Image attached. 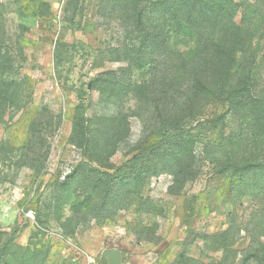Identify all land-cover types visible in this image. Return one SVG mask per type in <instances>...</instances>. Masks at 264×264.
<instances>
[{"label": "rangeland", "instance_id": "1", "mask_svg": "<svg viewBox=\"0 0 264 264\" xmlns=\"http://www.w3.org/2000/svg\"><path fill=\"white\" fill-rule=\"evenodd\" d=\"M0 10L15 69L0 76V264H108L106 249L124 264H264V0H219L205 66L173 61L176 74L156 26L143 31L126 0ZM183 11L195 34L173 51L200 39L201 11L193 0ZM170 73L180 80L165 109ZM234 88L240 112L225 100ZM163 119L181 129L157 149Z\"/></svg>", "mask_w": 264, "mask_h": 264}, {"label": "trees", "instance_id": "2", "mask_svg": "<svg viewBox=\"0 0 264 264\" xmlns=\"http://www.w3.org/2000/svg\"><path fill=\"white\" fill-rule=\"evenodd\" d=\"M127 8L132 6L136 10V17L140 22V25L143 27V31L146 28L155 30V26L160 32L158 36V40L161 42L164 50V65L166 68L173 67L174 63H179L180 65L185 66H205L206 58L208 57V48H205L207 43L206 33L204 31V26L207 24L208 19L212 16L209 13L211 9L219 2V0H193L195 6L201 11L199 14L201 15V24L200 28L197 29V37H199L198 44L195 48L188 49L186 51L181 50H171L169 48V43L172 39H180L182 38H193L194 34L191 26V18L193 17L190 12L183 11V8L189 4L192 0H126ZM211 16V17H210ZM2 18L1 10H0V19ZM129 19V18H127ZM212 19V18H211ZM230 29V37H236V31H241V28L232 25ZM142 32V31H141ZM161 38V40H160ZM234 45V41L231 40ZM205 48V49H204ZM3 53L0 49V76L5 75H13L15 73V69H10L9 65L5 61H3ZM174 61V63H173ZM145 66H141L138 69L142 70ZM233 69L231 65L228 67V74L230 70ZM159 72V71H158ZM176 74L175 71L172 70ZM171 74V73H170ZM240 75V74H239ZM177 78L174 74H171L170 79L167 76H163L161 78V83L159 87V93H161V104L158 107H163L165 109H169L172 103L175 104V97L170 100L168 99L169 92H173L174 85L176 83ZM180 80V78H177ZM156 84L154 82L142 83L139 85H132L135 93L147 92L150 93ZM165 96H164V94ZM241 89L234 88L233 91L228 93V97L225 100L229 101V104L235 109V111L240 112L242 110V104H245L241 98ZM173 95V94H172ZM239 100V103L237 101ZM264 107V103L261 104ZM237 106V107H236ZM157 107V109H158ZM264 111V109H263ZM163 112V111H162ZM161 112V114H162ZM161 127L163 129L164 138L160 145L157 146V149L163 148L165 145H168V140L173 138L174 131H178L181 129V125L179 120L174 121L173 123H168L163 119L161 123ZM176 138V137H174ZM177 139V138H176ZM189 142L177 140L176 145H178V151L176 153L177 157L186 156L189 153L190 146L187 144ZM187 145L186 148L183 146ZM140 157H135L134 159H138ZM92 173V172H91ZM4 255L3 257H5ZM256 261L261 259L260 253L257 252L254 255Z\"/></svg>", "mask_w": 264, "mask_h": 264}, {"label": "water", "instance_id": "3", "mask_svg": "<svg viewBox=\"0 0 264 264\" xmlns=\"http://www.w3.org/2000/svg\"><path fill=\"white\" fill-rule=\"evenodd\" d=\"M103 256L108 260V264H124L122 252L118 249H106Z\"/></svg>", "mask_w": 264, "mask_h": 264}]
</instances>
